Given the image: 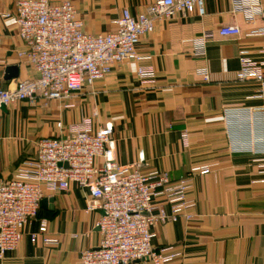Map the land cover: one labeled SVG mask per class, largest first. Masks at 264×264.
<instances>
[{
	"label": "crops",
	"instance_id": "crops-1",
	"mask_svg": "<svg viewBox=\"0 0 264 264\" xmlns=\"http://www.w3.org/2000/svg\"><path fill=\"white\" fill-rule=\"evenodd\" d=\"M16 1L0 0V13H10L0 15V88L36 76L27 59L18 55L25 44L17 35ZM70 1L83 29L91 34L113 31V20L123 9L136 15L153 2ZM259 5L261 12L246 20L234 9L233 0H204L202 15L176 13L154 22L137 46L148 59L115 64L102 79L85 84L68 100H50L45 107L19 101L0 108V177L9 178L21 160L34 155L39 138L61 134L69 123L88 116L97 129L111 122L120 164H134L142 173L165 170L172 179L196 165L211 167L193 177L191 219L151 226L155 248L170 246L181 252L167 264H264V173L254 161L258 155L232 151L223 115L228 108L264 109V101L256 97L258 82L235 79L240 50L254 60L264 59L260 53L264 37L246 35L264 23V0ZM228 24L238 25L240 34L218 35L216 30ZM206 30L215 35L207 41L205 55L195 56L189 39ZM139 64L153 67L152 86L140 83ZM9 65H15L18 74L6 80ZM203 67L208 80L197 73ZM66 103L72 106L65 107ZM183 129L189 137L185 148L179 136ZM44 199L37 215L23 227L17 247L7 251L0 264H78L82 249L98 246L96 222L101 212L84 211L89 199L86 188L72 184ZM42 218L47 220L45 235L56 237L57 244H44L42 234L35 242L30 240Z\"/></svg>",
	"mask_w": 264,
	"mask_h": 264
},
{
	"label": "built area",
	"instance_id": "built-area-1",
	"mask_svg": "<svg viewBox=\"0 0 264 264\" xmlns=\"http://www.w3.org/2000/svg\"><path fill=\"white\" fill-rule=\"evenodd\" d=\"M204 0H153L145 9L131 15L123 9L113 20L115 29L91 34L83 29L74 4L70 0H17L15 23L17 35L25 44L18 52L33 68L36 76L19 80L14 87L0 88V108L24 101L30 105L47 106L50 100H68L85 84L102 79L110 69L125 60L143 61L137 46L140 38L152 31L154 22L176 13H204ZM260 0H233L234 9L244 19L261 12ZM1 16H10L1 12ZM220 36H237L236 24L220 26ZM214 31H203L189 39L192 54L204 56L207 41ZM263 36L264 23L246 33ZM264 55V46L260 49ZM238 82L255 80L259 84L256 97L264 101V59H252L246 50L238 54ZM208 80L205 67L197 69ZM136 75L142 85L155 82L151 65L139 64ZM72 106L66 103L65 107ZM229 145L234 152L258 155L254 161L264 173V109L228 108L223 111ZM182 146L188 147V132L179 133ZM101 163L97 164V160ZM210 165H196L188 173L172 179L165 170L142 173L134 164H120L115 159L113 125L105 122L97 129L91 117L69 123L63 133L41 137L31 157L21 160L9 178L0 177V258L19 244L23 227L39 210L41 200L75 184L86 188L89 199L86 213L99 210L96 226L98 246L80 251L78 264H167L181 255L173 247L155 248L151 226L191 219L195 199L191 195L193 177L210 171ZM47 220H39L38 234L46 245L58 239L45 235Z\"/></svg>",
	"mask_w": 264,
	"mask_h": 264
},
{
	"label": "water",
	"instance_id": "water-1",
	"mask_svg": "<svg viewBox=\"0 0 264 264\" xmlns=\"http://www.w3.org/2000/svg\"><path fill=\"white\" fill-rule=\"evenodd\" d=\"M17 74V67L15 65H9L4 71L3 78L6 80H10L11 78L17 77ZM1 109H5V107H1ZM50 200H52L51 197ZM42 201H45V199L43 198Z\"/></svg>",
	"mask_w": 264,
	"mask_h": 264
}]
</instances>
